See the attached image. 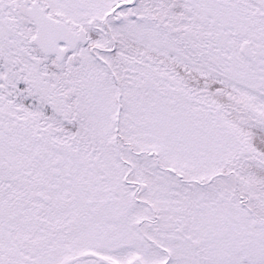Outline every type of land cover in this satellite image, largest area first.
I'll return each mask as SVG.
<instances>
[{"label":"snow or ice","instance_id":"obj_1","mask_svg":"<svg viewBox=\"0 0 264 264\" xmlns=\"http://www.w3.org/2000/svg\"><path fill=\"white\" fill-rule=\"evenodd\" d=\"M0 264H264V0H0Z\"/></svg>","mask_w":264,"mask_h":264}]
</instances>
